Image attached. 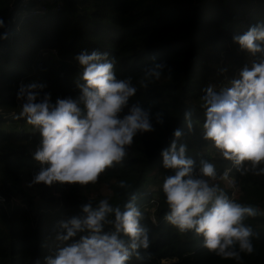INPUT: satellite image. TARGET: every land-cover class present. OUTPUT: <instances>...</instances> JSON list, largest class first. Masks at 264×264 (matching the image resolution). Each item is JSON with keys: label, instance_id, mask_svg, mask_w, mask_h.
Here are the masks:
<instances>
[{"label": "trees", "instance_id": "obj_1", "mask_svg": "<svg viewBox=\"0 0 264 264\" xmlns=\"http://www.w3.org/2000/svg\"><path fill=\"white\" fill-rule=\"evenodd\" d=\"M25 1L0 0V18L10 33L0 41V198L5 199L0 201V264H45V257L63 246L56 239L63 231L60 222L79 215L81 203L111 193L110 202L123 207L128 191L138 195L150 230V247L141 250L143 261L133 258L130 264H238L164 220L169 209L161 186L168 170L162 167L161 151L179 128V143L188 145L197 164L203 157L220 173L232 167L202 139L199 128L189 132L183 112L191 108L193 119L202 123L203 89L228 85L247 63L233 36L264 20V0H51L47 12L39 14L36 0H27V6ZM83 50L109 52L116 58L117 77L131 76L134 83L152 57L171 68L170 78L165 75L140 88L133 98L163 112L165 122L138 135L125 161L106 169L95 184L29 187L41 167L31 154L41 137L20 116L19 86L43 83L53 102L75 96L80 66L74 57ZM219 68L228 72L221 74ZM231 176L239 188L234 198L264 213V176L241 175L234 168ZM122 179L132 185L130 190L118 187ZM246 222L257 233L255 250L242 254L239 264H264V214Z\"/></svg>", "mask_w": 264, "mask_h": 264}, {"label": "clouds", "instance_id": "obj_2", "mask_svg": "<svg viewBox=\"0 0 264 264\" xmlns=\"http://www.w3.org/2000/svg\"><path fill=\"white\" fill-rule=\"evenodd\" d=\"M7 24L0 18V41L9 38ZM233 42L246 54L247 63L228 85H209L199 98L204 120L193 119L185 109L189 132L199 128L202 139L210 142L232 167L218 172L214 163L189 155L186 143H179L183 132L173 131L174 139L161 151L162 167L168 170L162 192L168 211L164 220L180 233H191L202 247L222 259L239 262L242 254L254 252L257 235L246 221L264 213L242 204L221 187L237 190L234 168L241 175L264 176V20L250 25ZM74 59L80 66L75 78V96L52 101L43 83H21L17 92L20 116L40 134V143L31 153L41 167L29 187L95 184L106 169L125 161L138 135L155 131L165 115L133 98L140 88L147 89L172 69L161 62L146 64L137 83L131 76L117 77L116 58L109 52L83 50ZM221 74L227 68H219ZM120 189L132 185L120 180ZM123 207L110 202L111 193L96 202L80 204V214L60 222L63 243L45 264H130L143 261L141 250L150 247L149 228L137 201L128 191ZM2 201V198H0ZM155 223V220H153ZM77 237H79L77 239ZM67 242V243H64ZM39 264V261H37Z\"/></svg>", "mask_w": 264, "mask_h": 264}, {"label": "built area", "instance_id": "obj_3", "mask_svg": "<svg viewBox=\"0 0 264 264\" xmlns=\"http://www.w3.org/2000/svg\"><path fill=\"white\" fill-rule=\"evenodd\" d=\"M51 1V0H36L37 2V9H35V13L36 14H39V13H46L47 12V9H48V2ZM48 3V4H47ZM25 6H27V0L25 1ZM233 177V176H232ZM236 181V180H235ZM237 184V182H236ZM231 190V196H238V193H239V188H238V185H237V190L233 191L232 189ZM2 201L5 202V199L2 198Z\"/></svg>", "mask_w": 264, "mask_h": 264}, {"label": "rangeland", "instance_id": "obj_4", "mask_svg": "<svg viewBox=\"0 0 264 264\" xmlns=\"http://www.w3.org/2000/svg\"><path fill=\"white\" fill-rule=\"evenodd\" d=\"M47 1V0H46Z\"/></svg>", "mask_w": 264, "mask_h": 264}]
</instances>
